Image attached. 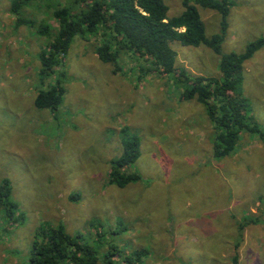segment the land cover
I'll list each match as a JSON object with an SVG mask.
<instances>
[{
	"label": "rangeland",
	"instance_id": "1",
	"mask_svg": "<svg viewBox=\"0 0 264 264\" xmlns=\"http://www.w3.org/2000/svg\"><path fill=\"white\" fill-rule=\"evenodd\" d=\"M12 1L0 0V183L8 181L20 220L0 210V264H22L43 224H62L100 254L115 247L114 264L135 252L146 253L131 264H230L235 252L239 264H264V148L256 136L244 133L234 153L214 159L203 107L180 100L170 77H142L128 54L112 74L94 53L99 35L74 38L57 112L37 109L38 55L49 41L37 28L57 23L48 0H34L20 24ZM232 1L222 54L264 38V0ZM163 2L168 17L182 13V0ZM198 12L207 38L220 32L218 13ZM170 47L189 74L219 76L209 48ZM242 77L264 129V48L243 63ZM123 127L139 138L140 155L126 171L141 180L119 189L107 179Z\"/></svg>",
	"mask_w": 264,
	"mask_h": 264
},
{
	"label": "trees",
	"instance_id": "2",
	"mask_svg": "<svg viewBox=\"0 0 264 264\" xmlns=\"http://www.w3.org/2000/svg\"><path fill=\"white\" fill-rule=\"evenodd\" d=\"M34 0H13L11 12L21 24V10ZM48 8L57 28L41 22L40 36L49 41L38 55V78L41 86L35 97L37 109L57 112L65 95V58L76 36H100L95 47L97 59L113 66L112 74L120 71L122 54L140 60L141 76L170 77L182 101H196L212 126V156L221 160L235 152L244 133H249L264 148V129L250 114L248 99L243 94V63L259 49L264 38L250 42L244 52L222 54L220 45L227 28L232 0H182L183 11L168 17L163 0H48ZM198 7L220 15V32L206 37L205 25ZM172 42L187 47L205 46L219 56V76H193L176 65ZM140 76V77H141ZM121 153L109 161L108 184L122 189L141 180L136 172H127L140 155L139 138L128 127L120 136ZM0 210L14 222L18 205L11 200L7 180L0 183ZM100 229L99 224H95ZM97 236L102 234L97 232ZM146 252L124 257V264L139 261ZM115 247L100 254L80 234H69L62 224H43L34 235L28 256L22 264H114ZM235 252L230 264H239ZM140 263V262H139ZM141 264V263H140Z\"/></svg>",
	"mask_w": 264,
	"mask_h": 264
}]
</instances>
